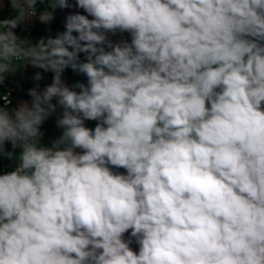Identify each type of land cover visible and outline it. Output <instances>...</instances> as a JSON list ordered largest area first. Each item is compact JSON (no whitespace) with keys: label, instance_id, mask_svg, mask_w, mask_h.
<instances>
[{"label":"clouds","instance_id":"clouds-1","mask_svg":"<svg viewBox=\"0 0 264 264\" xmlns=\"http://www.w3.org/2000/svg\"><path fill=\"white\" fill-rule=\"evenodd\" d=\"M29 66L0 264H264V0H0V86Z\"/></svg>","mask_w":264,"mask_h":264},{"label":"crops","instance_id":"crops-1","mask_svg":"<svg viewBox=\"0 0 264 264\" xmlns=\"http://www.w3.org/2000/svg\"><path fill=\"white\" fill-rule=\"evenodd\" d=\"M73 2H74V0H73ZM75 10L76 9H72L71 11H75ZM66 11H68V10H65V11H59L58 10L56 19L50 25L41 24L38 21V19L34 18L26 26L25 31L22 28V32H24V35H27L31 39L33 36H45V35H49V34L55 35V33L57 31L63 30V20H64V16H65ZM10 12H11L10 7H5L4 12H3V16L4 17L8 16ZM46 28H50L51 32L50 33L46 32L45 31ZM16 32L18 34H20L21 29H19V28L16 29ZM127 38L128 37L126 34L124 36L117 35V36L112 37V39L114 41H117L119 39H127ZM35 71H37V69H33L30 66L27 67L26 70L17 71V73L10 76L9 79L7 81H5L3 86H0V96L2 95L5 88H10V89H14L17 91V99L15 101V104L12 107L19 105L23 101H30L31 98L28 96L27 93H28V90L34 86V84L31 83V76ZM44 75H45V79H44V81L41 82V88L45 84L51 83V75L52 74L47 73ZM65 78L69 84H72V83L76 82L77 80H83L84 79L81 76L73 74L70 69L68 70V73L65 76ZM58 114L59 113L57 111V115ZM55 119H56L55 115L50 117L45 122V124L43 125V127L41 129V131L44 133L42 142L45 145H50V142L53 139L57 138L61 134L62 130L58 129L56 127ZM94 125H95V122H88L89 127H94ZM8 147L10 148V145H8ZM11 165H12V161H9L7 159L0 160V170L7 171L10 169ZM133 247L135 248L136 246L133 245Z\"/></svg>","mask_w":264,"mask_h":264},{"label":"built area","instance_id":"built-area-1","mask_svg":"<svg viewBox=\"0 0 264 264\" xmlns=\"http://www.w3.org/2000/svg\"><path fill=\"white\" fill-rule=\"evenodd\" d=\"M39 37H41V36H33L32 40H34V42H35V40H37ZM67 73H68V70L66 71L65 76L67 75ZM31 83H33L32 80H31ZM6 94L9 95V97H7V99H9L11 101V104L9 106L12 107L15 104V101L17 99V91L14 89L5 88L1 96H6ZM2 103H3V100L0 99V104H2Z\"/></svg>","mask_w":264,"mask_h":264}]
</instances>
